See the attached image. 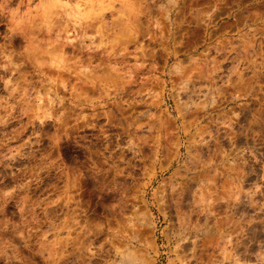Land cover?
I'll list each match as a JSON object with an SVG mask.
<instances>
[{
    "label": "clouds",
    "instance_id": "1",
    "mask_svg": "<svg viewBox=\"0 0 264 264\" xmlns=\"http://www.w3.org/2000/svg\"><path fill=\"white\" fill-rule=\"evenodd\" d=\"M162 258L264 264V0H0V264Z\"/></svg>",
    "mask_w": 264,
    "mask_h": 264
},
{
    "label": "rangeland",
    "instance_id": "2",
    "mask_svg": "<svg viewBox=\"0 0 264 264\" xmlns=\"http://www.w3.org/2000/svg\"><path fill=\"white\" fill-rule=\"evenodd\" d=\"M190 3L192 4V6H196V0H190ZM201 39H202V36L200 32L186 31L185 36H184V41H183L184 47L189 48V49L193 47H197L200 44ZM157 87H159V85H157ZM169 103H171V101H169ZM168 134H169V142H174L175 126L171 123L169 124ZM92 198L94 199V196ZM153 211H155V209H153ZM161 243H162V240L158 238L157 244H161ZM162 260H163V264H167L166 258H162Z\"/></svg>",
    "mask_w": 264,
    "mask_h": 264
}]
</instances>
